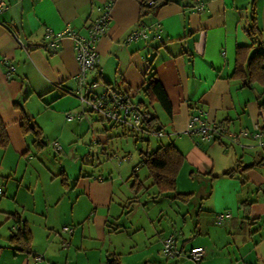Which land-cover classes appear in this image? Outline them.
<instances>
[{"label":"crops","instance_id":"obj_1","mask_svg":"<svg viewBox=\"0 0 264 264\" xmlns=\"http://www.w3.org/2000/svg\"><path fill=\"white\" fill-rule=\"evenodd\" d=\"M4 1L0 115L9 143L0 149L4 157L8 151L22 157L55 148L60 159L40 178L31 175L34 184L23 178L0 184V264H264V85L243 84L234 74L239 51L248 57L264 50V0H159L146 13L150 0ZM106 7L111 19L88 82H97V94L105 85L125 93L157 117L155 129L163 131L165 143L151 151L144 136L153 132L133 130L81 103L72 37L63 36L57 50L50 45L49 30L87 35ZM253 12L260 38L249 32ZM143 27L146 35L131 37ZM154 77L166 89L171 113L146 90ZM24 114L41 127V148L33 131H23ZM192 116L249 134L237 141L202 138L188 130ZM129 136L149 149L140 150L144 178L138 159L125 148L118 154L114 145L120 140L123 147ZM171 143L184 155L177 192L192 194L186 198L160 193L149 177L146 154ZM8 169L10 176L16 172ZM184 172L199 175L198 193L182 189ZM135 181L150 187L135 191ZM221 211L233 215L218 223ZM19 225L32 233L29 246L11 239ZM169 235L180 249L176 258L163 250ZM196 245L206 249L198 263L188 256Z\"/></svg>","mask_w":264,"mask_h":264},{"label":"built area","instance_id":"obj_2","mask_svg":"<svg viewBox=\"0 0 264 264\" xmlns=\"http://www.w3.org/2000/svg\"><path fill=\"white\" fill-rule=\"evenodd\" d=\"M152 3V0L148 1ZM203 3L199 2L198 7L201 8ZM8 8L4 0H0V11ZM111 19L110 9L106 7L102 14L94 19L88 28V34L84 35L74 29H64L58 32L49 30L51 36L50 45L54 50L58 49L59 40L69 35L74 41V48L77 59L80 63V72L78 75L79 88L77 94L81 103L88 106L93 111L99 113L105 118L123 124L126 127L142 132H153L162 135V130L155 128L148 130V120L151 117L149 110L139 107L134 102L130 101L127 95L121 91L112 89L109 85H105L102 93L97 94L93 91V87L97 84L96 81L89 83L87 74L89 71L95 70L99 66L100 56L97 50V45L101 36L106 32ZM147 27H143L139 31H135L131 37L146 35ZM12 69L14 66H11ZM69 119L73 118L72 113H68ZM189 132L199 135L202 138L211 139L213 136L226 137L231 141H237L240 135H248L246 129L240 132L229 131L227 126L217 122H207L198 116H192L189 124ZM260 132H255L254 136L259 137ZM3 189L0 186V194ZM233 213L231 211H221L216 215V221L222 223L224 220L230 219ZM65 230L71 231L69 226L64 227ZM163 250L166 255L171 258L180 254V249L174 236L170 235L163 240ZM206 249L202 245H196L190 248L188 256L195 262H200L205 256Z\"/></svg>","mask_w":264,"mask_h":264},{"label":"trees","instance_id":"obj_3","mask_svg":"<svg viewBox=\"0 0 264 264\" xmlns=\"http://www.w3.org/2000/svg\"><path fill=\"white\" fill-rule=\"evenodd\" d=\"M159 2H160L159 0H154L153 3H150V4L145 3V7L147 9L145 13L152 11V9L155 8ZM160 4H162V2H160ZM249 22H250L249 24L250 34L256 38H260L261 31L257 26L256 16L254 12L252 13L250 17ZM234 74L235 76L241 75V77H243V84L250 85L251 82L257 80L262 85H264V50L257 48L248 57L244 55L242 56L239 51L238 57H237V67H236V71ZM146 90L152 95V97L159 100V102L161 103V105L163 106L165 110H167L169 113L172 112V105H171L169 96L166 92L165 87L160 81V79L156 77L151 78L148 82V86ZM263 106H264V102L260 104L261 108ZM141 108L149 110L146 107H141ZM156 119L157 117L153 116L151 113V117L148 120V125H147L148 130L156 128L155 127ZM22 128L25 133L28 131L34 132L36 136L35 144L38 148H41L42 146H44L45 143L42 139V136H43L42 129L40 126L36 124L33 117H29L27 114H24ZM139 132L142 133V131H139ZM8 143H9V137L6 131V126L0 115V147H5L7 146ZM146 156H147L146 164L150 172L149 177L152 178L153 184H156L158 186L160 193L175 192L174 197L180 198V199L184 197L186 198L192 195L191 193L177 192V176L183 164L184 155L173 143L168 144L166 146H160L156 150L150 153H147ZM244 166L246 167L247 165H244ZM234 171H235V167L226 170L225 174H233ZM133 185L135 186V191L141 188L149 189L150 187V186L149 187L145 186L143 184V181H135ZM16 221L20 223V218L17 217ZM174 238L176 240L175 236ZM11 239L12 240H22L25 242V244H27V246H29L32 242V233L26 225L24 227L23 226L21 227L19 225V231L15 233L11 237ZM167 257L169 256L167 255ZM111 263H115V259H112Z\"/></svg>","mask_w":264,"mask_h":264},{"label":"rangeland","instance_id":"obj_4","mask_svg":"<svg viewBox=\"0 0 264 264\" xmlns=\"http://www.w3.org/2000/svg\"><path fill=\"white\" fill-rule=\"evenodd\" d=\"M144 137L149 138L151 140L152 145L150 147V150L148 149L144 140H138L136 139L135 136H129V138H127V140L125 141V144H124L125 147L124 146L121 147L120 140H114V145L116 146V148H117V144L119 145L118 148H120L119 151H117L118 154L119 153L122 154L121 152L123 151V148H125L126 151L128 152L130 151L131 157H134V159H138L137 162L139 163L140 162L139 160H142V156L140 155V150H144L145 152L148 150L151 151L154 148H156V146H159L160 144L165 143V141L161 143L162 142L161 139L165 140L164 136L161 137L159 135L150 133V134H146ZM57 142L58 144L62 143V141H60L61 143L59 141ZM50 143L53 144V141H50ZM55 151L56 149L52 148L51 152L50 150L49 151L46 150L39 154L33 153L32 155H25L22 157L16 154L13 155L10 151H8V153L4 157V154H3L4 151L0 149V164H2L0 167V182H1L0 184H5V182L9 180L13 184H15L16 182L19 183L21 181V178L24 179L25 185L26 183H29V182H32L33 184L36 183L34 182L35 180L31 178V175H36V177L38 178L39 176H41V173H42L40 171H42L48 164L53 163V162L55 163L54 161L55 157L60 159V157ZM9 167H14L16 171L15 173H12L13 174L12 176L9 175L11 173V171L8 169ZM146 173H147V169L142 164H140L139 176L141 178H144ZM198 177H199L198 174H196L194 177H190L187 172H184L183 179L181 180L182 189L186 191H192V192L198 193L197 190L199 189L198 186L200 182L198 181L199 179ZM44 179H46V177L42 176L41 180H44ZM195 196H198V194L195 193Z\"/></svg>","mask_w":264,"mask_h":264},{"label":"water","instance_id":"obj_5","mask_svg":"<svg viewBox=\"0 0 264 264\" xmlns=\"http://www.w3.org/2000/svg\"><path fill=\"white\" fill-rule=\"evenodd\" d=\"M262 115H263V117H264V111H262Z\"/></svg>","mask_w":264,"mask_h":264}]
</instances>
